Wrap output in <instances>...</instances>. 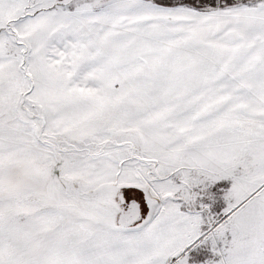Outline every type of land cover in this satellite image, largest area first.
Segmentation results:
<instances>
[{"label": "snow or ice", "instance_id": "obj_1", "mask_svg": "<svg viewBox=\"0 0 264 264\" xmlns=\"http://www.w3.org/2000/svg\"><path fill=\"white\" fill-rule=\"evenodd\" d=\"M0 264H264V0H0Z\"/></svg>", "mask_w": 264, "mask_h": 264}]
</instances>
